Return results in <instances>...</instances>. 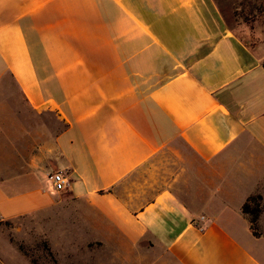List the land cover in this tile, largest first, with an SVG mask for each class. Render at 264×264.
Listing matches in <instances>:
<instances>
[{"label":"crops","instance_id":"1","mask_svg":"<svg viewBox=\"0 0 264 264\" xmlns=\"http://www.w3.org/2000/svg\"><path fill=\"white\" fill-rule=\"evenodd\" d=\"M260 48L238 43L214 0H0V90L23 115L0 220L78 205L173 264H264ZM254 195L260 237L241 212Z\"/></svg>","mask_w":264,"mask_h":264},{"label":"rangeland","instance_id":"2","mask_svg":"<svg viewBox=\"0 0 264 264\" xmlns=\"http://www.w3.org/2000/svg\"><path fill=\"white\" fill-rule=\"evenodd\" d=\"M262 0H214L223 22L240 43L260 51L264 47V9ZM19 95L9 85L0 90V121L4 122L7 142L0 170H14L18 147L17 124L22 113L14 111ZM263 211V208H262ZM78 205L58 209L53 217L36 216L0 220V248L7 264H173L157 248H140L121 240L104 226L89 222ZM240 228L246 221L238 220ZM262 225V224H261ZM264 226V225H263ZM260 227V226H259ZM237 236L241 234L231 228ZM244 229V228H243ZM99 230L103 232L99 236ZM260 234L261 229L259 228ZM264 262V242L255 247Z\"/></svg>","mask_w":264,"mask_h":264},{"label":"trees","instance_id":"3","mask_svg":"<svg viewBox=\"0 0 264 264\" xmlns=\"http://www.w3.org/2000/svg\"><path fill=\"white\" fill-rule=\"evenodd\" d=\"M261 6L264 9V0L261 1ZM241 212L248 220L249 229L252 235L254 237H260L261 234L259 231L258 220L262 213V196H250L242 205Z\"/></svg>","mask_w":264,"mask_h":264},{"label":"built area","instance_id":"4","mask_svg":"<svg viewBox=\"0 0 264 264\" xmlns=\"http://www.w3.org/2000/svg\"><path fill=\"white\" fill-rule=\"evenodd\" d=\"M52 181L53 189L55 191H63L69 186V181L63 176L61 172H55L50 176ZM200 220H204V217H201Z\"/></svg>","mask_w":264,"mask_h":264}]
</instances>
